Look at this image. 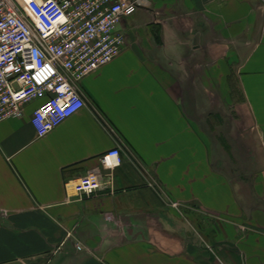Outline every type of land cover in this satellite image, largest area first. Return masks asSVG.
<instances>
[{
    "label": "crops",
    "instance_id": "obj_1",
    "mask_svg": "<svg viewBox=\"0 0 264 264\" xmlns=\"http://www.w3.org/2000/svg\"><path fill=\"white\" fill-rule=\"evenodd\" d=\"M147 2L83 109L44 137L40 100L0 123V264H264V0ZM117 145L114 194L77 196Z\"/></svg>",
    "mask_w": 264,
    "mask_h": 264
},
{
    "label": "built area",
    "instance_id": "obj_2",
    "mask_svg": "<svg viewBox=\"0 0 264 264\" xmlns=\"http://www.w3.org/2000/svg\"><path fill=\"white\" fill-rule=\"evenodd\" d=\"M147 6V0H0V123L22 116L25 105L40 100L31 122L37 137H44L83 109L87 104L77 82L120 53L125 45L120 22ZM124 158L120 145L109 150L101 158L104 171L76 180V195L114 194L113 172ZM136 167L163 196L157 180ZM72 238L68 232L66 239Z\"/></svg>",
    "mask_w": 264,
    "mask_h": 264
},
{
    "label": "rangeland",
    "instance_id": "obj_3",
    "mask_svg": "<svg viewBox=\"0 0 264 264\" xmlns=\"http://www.w3.org/2000/svg\"><path fill=\"white\" fill-rule=\"evenodd\" d=\"M228 114L229 113H227V115ZM227 120L232 121V116L229 117V118L227 117ZM226 132H227V137L230 138L229 130H226ZM247 144H248V141H245L244 139L241 140L240 141V146L241 147H239L238 152H239V150H242L240 152L244 153L245 148L248 146ZM178 215L182 219V221L189 222V223L192 224V226L194 227L193 231H194V233L196 235V238H199V235L205 237V234H204V232L202 230L203 227L201 226V223H200L201 220L199 219L200 218L199 216H201L200 214H198V213L192 214V213H190L188 211H182V213L179 212ZM199 241H200V239H199Z\"/></svg>",
    "mask_w": 264,
    "mask_h": 264
},
{
    "label": "water",
    "instance_id": "obj_4",
    "mask_svg": "<svg viewBox=\"0 0 264 264\" xmlns=\"http://www.w3.org/2000/svg\"><path fill=\"white\" fill-rule=\"evenodd\" d=\"M194 39H195V41H197V36Z\"/></svg>",
    "mask_w": 264,
    "mask_h": 264
}]
</instances>
